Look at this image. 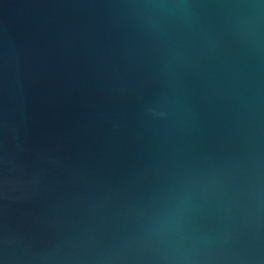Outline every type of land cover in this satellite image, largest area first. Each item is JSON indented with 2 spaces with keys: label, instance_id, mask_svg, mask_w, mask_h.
I'll return each instance as SVG.
<instances>
[{
  "label": "water",
  "instance_id": "obj_1",
  "mask_svg": "<svg viewBox=\"0 0 264 264\" xmlns=\"http://www.w3.org/2000/svg\"><path fill=\"white\" fill-rule=\"evenodd\" d=\"M0 264H264V0H0Z\"/></svg>",
  "mask_w": 264,
  "mask_h": 264
}]
</instances>
